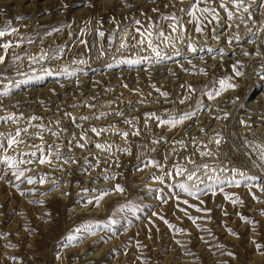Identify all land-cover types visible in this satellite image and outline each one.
Wrapping results in <instances>:
<instances>
[{"label":"rangeland","instance_id":"obj_1","mask_svg":"<svg viewBox=\"0 0 264 264\" xmlns=\"http://www.w3.org/2000/svg\"><path fill=\"white\" fill-rule=\"evenodd\" d=\"M221 2L0 0V44L13 45L0 48V117L19 118L0 120V142L28 129L0 161H33L20 180L0 162V264H264V0L228 4L232 19ZM194 3L218 20L189 16Z\"/></svg>","mask_w":264,"mask_h":264},{"label":"snow or ice","instance_id":"obj_2","mask_svg":"<svg viewBox=\"0 0 264 264\" xmlns=\"http://www.w3.org/2000/svg\"><path fill=\"white\" fill-rule=\"evenodd\" d=\"M197 3H205V0H197ZM197 3H194L191 5V9L190 11L187 12V14L191 17H193L194 19L196 18V13L197 12H200L201 14H207V15H210L212 20H218V13H216V10L213 8V9H208V8H200L197 6ZM230 4L231 7L233 8H236V9H242L244 12H248L249 11V8L247 6H245V3H244V0H222V2L220 3L219 7L221 9H224V11L227 13V16H228V19H232L233 18V13L231 11L228 10V7L227 5ZM183 11V10H182ZM165 19H172V20H175V16H171V17H165ZM249 19H251V16H249ZM137 24H139V21L136 22ZM173 29L175 30V27L176 25L173 24L172 25ZM12 31H16V29H12ZM196 32H202V29L201 27L199 26V24H197V27L195 29ZM6 34H10V33H7L6 31H2L0 30V37H3L5 36ZM99 35L101 37L104 36V33L103 32H100ZM139 35L142 37V39L140 41H137V44L138 45H143L145 43V41H147V46L149 48H151L152 52L154 53L155 57L158 59V60H163L165 57L161 54L160 51L157 50V46L154 44V41L150 38L151 37V33H148L147 35L145 34V32H139ZM158 37L160 38H164V34L163 33H159L158 34ZM237 39H239L237 37ZM83 43V41H81ZM13 45L11 43H4V44H0V48H3L5 50L9 49L10 47H12ZM16 46H19V45H16ZM126 45L124 44H121L120 47L123 49ZM135 46V45H134ZM188 49L189 51H192V52H195V48L189 44L188 45ZM179 54V53H177ZM43 57H41L42 59ZM35 59V58H34ZM5 62V59L2 55H0V64H3ZM125 63H132V61H123ZM81 63H83V61H81ZM74 74V73H73ZM235 75L236 76H240L241 73L237 70L235 72ZM19 83H25V81H21ZM19 83L17 84V86H19ZM220 86H221V91L225 90V89H234L235 85L231 84V83H228L227 81L225 80H221L220 81ZM189 91H191V86L189 87ZM220 93L217 92L216 95H219ZM0 95H8V88L7 86L5 87V91L0 93ZM162 96H167V93L166 92H162L161 93ZM207 95L209 96V98H212L213 97V94L212 93H207ZM184 101L181 100L180 103H183ZM191 116L190 113L188 114H185L184 116L180 117L178 120H168V121H161L160 123L161 124H169L171 126H175L176 124H179V123H182L184 120L186 119H189ZM22 118V117H21ZM99 117H97L98 119ZM152 117H149V119H151ZM224 118H227V116L225 115ZM17 117H13V116H8V117H0V120H11L13 123H15L17 121ZM36 119H39L38 117H31V120H36ZM81 119H89V117H81ZM129 123H131L129 121ZM241 123L243 124L244 122L241 121ZM27 132L28 129L27 128H24V129H18L14 134H9L6 138V147H5V144L3 142H0V151H4L6 149H13L14 147H18L20 144L24 143V141H22L20 139V136H21V132ZM91 131L93 133H95L96 135H99L100 132L102 131H105L104 129H100V130H97L96 128H92ZM137 133H133V135H136ZM3 134H0V136H2ZM123 136H127V133H124L122 134ZM86 138V133L81 135L80 139H85ZM217 143H219V141H217ZM77 147H83V145H79L77 144L76 145ZM34 147H37V150L38 149V146H34ZM97 148H100L101 150H103V147L102 145L100 144H97L96 145ZM255 148L257 149L258 153H259V157H260V160L261 162H264V144H257L255 145ZM21 156H24V157H35L36 156V152L33 151L31 153H21ZM4 164H6L8 166L9 169L12 170V174L16 177L17 180H20L21 177H23L25 175V171L23 170H20L19 166L21 164H32V159H19L17 160V158L15 156L13 157H4L3 161H0ZM38 162L40 164H45V163H51L50 160H47L43 155L41 157L38 158ZM206 167V166H205ZM185 171H187V169L185 168H181V167H176L175 169V174L178 175V176H183ZM235 171V170H234ZM167 175L171 176L172 173H167ZM194 175L195 173L194 172H189L188 176H187V180L188 181H192L193 178H194ZM239 175L240 177L243 179V180H252L254 179V177H251V176H248L246 175V173H244L243 171L239 172ZM160 180L161 183H163V178H158ZM28 184H33V183H36L37 181L33 180L31 177H29L26 181ZM39 183H43L44 182V179L41 178L39 181ZM217 182H220V183H223L222 180L220 181H217ZM230 183H234L235 185L239 186V184L241 183L240 180H233V181H230ZM179 188H181L182 190H184L185 192H187L189 195L191 196H195V192H192L190 189H189V186L187 184H184V183H181L178 185ZM116 191L118 192H123V189L120 188L118 185L116 186ZM264 190V189H262ZM21 195H23V193H21ZM104 195H107V193H105ZM255 199V197H253ZM103 199V196H100L96 199V203L99 204L100 200ZM225 199L226 200H230L233 204H236L238 203L239 201L237 200H234L232 197L230 196H225ZM89 203H91V201H89ZM185 203H187L185 201ZM242 203V202H240ZM198 211H200L199 209H197ZM264 214V213H262ZM189 219H191V217H189ZM241 219L244 220L245 218L243 216H241ZM166 224L168 223L167 221H164ZM195 222V221H193ZM113 223H115V221H112L110 220L109 221V226L112 225ZM91 227H93L92 225H89L87 226L85 229H80V228H77L76 229V232L79 233L81 231H88L91 229ZM230 231V234H233L235 235V233H231V230ZM79 237H77L76 235H70L67 237V243L68 244H73L74 241H76ZM253 243H255V241H253ZM257 249H259L261 246L259 244L256 245Z\"/></svg>","mask_w":264,"mask_h":264},{"label":"bare ground","instance_id":"obj_3","mask_svg":"<svg viewBox=\"0 0 264 264\" xmlns=\"http://www.w3.org/2000/svg\"><path fill=\"white\" fill-rule=\"evenodd\" d=\"M195 20H196V18H195ZM247 28V27H246ZM182 32V31H181ZM125 34V33H124ZM168 34V33H167ZM124 43V42H123ZM122 44V43H121ZM163 55V54H162ZM100 152V151H99ZM50 186V185H49Z\"/></svg>","mask_w":264,"mask_h":264}]
</instances>
